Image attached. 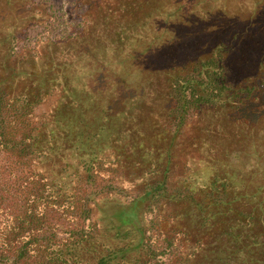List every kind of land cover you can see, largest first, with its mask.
Here are the masks:
<instances>
[{"label": "trees", "instance_id": "obj_1", "mask_svg": "<svg viewBox=\"0 0 264 264\" xmlns=\"http://www.w3.org/2000/svg\"><path fill=\"white\" fill-rule=\"evenodd\" d=\"M180 1L10 36L0 264H264V24Z\"/></svg>", "mask_w": 264, "mask_h": 264}, {"label": "rangeland", "instance_id": "obj_2", "mask_svg": "<svg viewBox=\"0 0 264 264\" xmlns=\"http://www.w3.org/2000/svg\"><path fill=\"white\" fill-rule=\"evenodd\" d=\"M169 1L170 4L168 6L174 9L180 0ZM192 1L196 2L194 12L197 15L208 11H212V13L221 12L218 7H222L223 10L231 11V15L238 21L254 22L259 25L264 24V0ZM74 2L75 0H0V52H5L8 49L7 42L12 34L22 31L31 23L43 21L47 16L48 7L55 17V23L52 26L54 29L51 32L57 34L60 30L62 31V20L72 14L71 8ZM189 14L194 13L184 11L182 18L185 19ZM76 16H74L75 19L77 18ZM152 18L155 19L156 16ZM41 32L42 29L33 28V30L28 32V37L32 38ZM243 258L246 257L243 256Z\"/></svg>", "mask_w": 264, "mask_h": 264}]
</instances>
